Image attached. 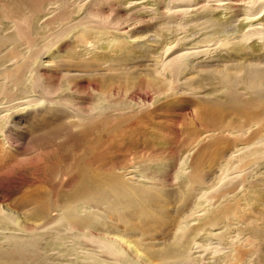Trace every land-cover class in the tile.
<instances>
[{"label":"rangeland","instance_id":"rangeland-1","mask_svg":"<svg viewBox=\"0 0 264 264\" xmlns=\"http://www.w3.org/2000/svg\"><path fill=\"white\" fill-rule=\"evenodd\" d=\"M15 1L28 3L11 8L8 18L0 12V31L12 35L14 20L32 13L28 31L32 40L15 41L19 61L28 67L24 66L20 84L7 82L8 98L0 101V264H97V244L80 237L120 235L126 219L133 239L156 235L163 245L146 250L147 254L165 251L176 256L188 243L193 260L172 257L173 264H264V165L244 168H254V173L237 201H232L233 213L215 226L209 224L214 217L210 213L193 222L196 226L183 245L171 242L182 213L197 209L198 202L203 206L198 214L210 209L207 199L213 198L202 195L219 185L229 153L258 139L262 128L257 124L243 139L237 138L236 126L240 121L255 123L259 112H254L260 107L227 108L201 98L223 95L222 79L216 75L220 72L206 69L264 61V45L258 39L235 50L227 46L213 50L214 43L242 38L250 24L264 22V12L254 18L248 15L249 0H228L225 10L203 9L178 28L167 24L169 0H0V11L2 5L13 7ZM85 16L93 19L88 25L96 26L97 18H105L109 23L103 31L108 34L99 36L96 26L89 34H78ZM109 36L116 37V42L109 43ZM205 45L214 53L193 62L213 66H199L181 76L183 86L185 78H191L188 91L195 93L158 95L170 84L169 73L163 76L155 71L166 49ZM13 61L1 62L0 70ZM96 108H108L107 115L81 119ZM193 166L195 174L204 170L207 183L190 189L188 173ZM185 170L188 173L183 174ZM122 174L167 194L161 197L162 212L155 213H159L158 204L149 199L150 194L137 196L140 204H128L124 198L111 210L108 203L98 205L75 197L76 212L95 217L83 222L62 217V206L71 201L80 182L89 180L87 185L98 188ZM44 211L48 217L42 215ZM119 212L127 213L126 218L120 220ZM159 215L165 226L157 232ZM219 215L220 211L215 218ZM123 245L135 264H147L132 244ZM229 249H233L231 258L226 257ZM124 263L120 258L112 264Z\"/></svg>","mask_w":264,"mask_h":264},{"label":"bare ground","instance_id":"bare-ground-1","mask_svg":"<svg viewBox=\"0 0 264 264\" xmlns=\"http://www.w3.org/2000/svg\"><path fill=\"white\" fill-rule=\"evenodd\" d=\"M227 2L228 0H205L204 3L196 0H169L168 4H166L167 6L165 9L166 10L165 17L168 18L167 24H169L170 26L175 24L178 28H181L186 24L185 20L188 17L197 14L199 11L203 9L225 10L227 8L225 7ZM27 3L28 2L18 3L15 1L13 7H8V5H2L0 12H3L5 16L8 18L12 10H15L19 6L26 5ZM246 3L248 8L247 11L249 12L248 15L249 14L253 15V17L255 18L263 14L264 0H249ZM211 6L214 8L210 9L212 8ZM30 7L31 6L29 5V10ZM248 15L247 17L250 18V20H253V18ZM88 16H85L83 20L80 21L79 23L82 26L78 31V34L80 35L82 34L85 35L87 33L89 34L92 28H95L96 26L95 24L88 25V23H90L91 20L93 21V19H91L92 17L89 19ZM208 22L210 21L208 20ZM31 23H32V13L29 17H22L18 20H14V24L16 25L15 27L16 31H14L12 35L9 32L2 33V31H0V63L10 59L14 60L13 61L14 64L12 66L9 67L7 66L5 69L0 70V101L4 98H8L9 87L7 85V82L9 84L15 83L16 85H18L23 81V76L26 73L25 67L28 64L25 63L26 64L25 66L24 64L22 65V62L19 61L21 56L20 57L18 56L21 55V53L19 50L16 49L15 41L22 42L27 39L29 41L32 40L31 39L32 36H30V34L28 35V31L30 30ZM96 23L99 24L96 26L98 32L100 33L99 36L102 37L108 34L106 33L107 31H103L108 29L107 24L109 23L108 21L106 22L105 18H97ZM204 23L205 26H208L207 22L204 21ZM249 26H250L249 31L242 38H237V39L234 38L233 40L235 41L226 40L220 42L219 45L214 43L213 50H217V49L223 50L225 46L229 47V49L231 50H235L238 46L245 47L247 45H251L252 41H254L255 39H258L259 40L258 42L264 45V22H259V24L252 23ZM211 36L212 34H210V37ZM116 39H117L116 37L109 36L108 42L111 43L112 41H114L115 43ZM211 49H208V45L201 46L200 48H194V47L177 48V46L171 48L168 47L164 53L165 59H162L160 63V67L155 68V71L157 72L156 73L157 75L158 74L163 75L169 73L171 75L169 80L170 84L166 90L158 91L159 93L158 95L162 96L166 92L179 93L180 91H184L186 92V94L187 93L194 94L195 92H193L192 90L188 91L189 89L188 86L191 85L188 82L189 80H191V78L189 77L185 78L187 79V82L186 85L183 86L184 82L181 81L182 80L181 76L186 74L189 70L196 69L199 66H201L199 68H203V69L213 66V64L202 65L199 64L198 62H193V60H195V58H198L199 56H210L211 54H213L214 52H212ZM222 66H224V63ZM223 68L224 69H221L219 68V65H215L214 67L205 70L206 72L208 71L212 73L213 72L217 73V71L220 72L215 74L222 79L221 91L223 92V95L218 98H215L213 96L207 98L209 96L208 95L207 97L203 96L201 99L205 100L204 102L206 103L215 104L218 106L226 105L227 108H237V106L242 105L240 107L242 109H246L247 111L248 108L251 107L254 109H256L255 107H260L258 111L254 112V113L259 112V119H257L255 123H244L240 121L238 126H236L237 138L243 139L248 136L249 134L248 132L254 124H257L260 128L264 129L263 128L264 108L261 107L264 106V61H258V63L256 64L249 63L247 65L246 63L238 62L231 66H224ZM242 85H244L245 88L251 92L244 91ZM239 86L242 89H240ZM198 88L199 87L194 89H198ZM12 101H14V99H12L9 103H11ZM31 101L32 100H30L28 103H31ZM40 101L42 102V99H40L38 102ZM10 105L11 106L15 105V103ZM228 105H230V107ZM114 108H117V110L119 108L121 110L120 106H116ZM107 109L108 108H100V109L96 108L95 112L92 110L93 112L89 114L88 117L86 118L82 117L81 119L103 118L107 115L106 114ZM262 129L260 130H258V128L256 129L259 131V136H257L258 137L257 140L245 142L246 144L243 147L240 148L235 147V150L229 153L228 157H226L229 161L227 162V165L225 164L226 165L225 170L223 171L222 175H220L221 176L220 180L218 179L219 181H217L219 182V185H217L215 189L211 190L210 192L205 191L204 194L202 195V197L205 198L208 197L209 199L211 197L213 198V200L207 199V205L210 206V209L204 208V214L203 215L198 214V210L201 207H203L201 206L202 203L198 202L197 209L196 208L190 209L188 213L185 214L182 213L183 218L179 221L178 226L176 227L175 234L173 236V240L171 242L176 243L178 246L183 245L184 241L182 240L184 238H187L189 231L196 226V224H193V222L200 220L206 216H209L210 213L213 214L214 216L209 221V224L212 226H215L219 220L226 218L227 214L233 213L231 209L234 208V202L232 203V201H237V196H238L237 194L240 193V191L247 186V183L250 182L249 178L252 176V173H254L253 171H251L254 168H252L251 170H244V168H247L246 166L249 164L252 165L255 164L257 166L259 164V167L261 165H264V133L261 132ZM253 132L250 133V136L254 135L255 132L254 133ZM187 163H188V157L185 159L184 166L182 167L184 168L187 165ZM194 171L196 172V170H194V166L192 167L190 174L186 172V170L182 171L183 174H185V172L188 173L189 181H190V189H194L196 186H201L207 183L205 180L204 170L203 171L199 170L196 174ZM133 181H134L133 178L132 179L128 178L122 174L117 177H111L107 183L104 182L102 183V181H100L104 186H106V188H104L102 184H99L98 188H93L91 185L86 184L90 182L89 180L80 182L75 188V190H77L78 192L75 191V193L71 196V201L67 202L65 206H62V211H61L62 217L68 220L69 222L71 221L83 222L82 221L83 219L88 220L92 217H95V214L93 213H87L85 215L78 214L76 212V207L74 205L75 202L73 201V198L75 199V197H79L78 199L80 200L94 202L98 205L106 204L107 206L108 203L109 210H111V209H115L117 204L121 205L123 203L121 200H123L124 198L125 200L128 201V204L138 203L140 200H137L136 197L137 196L143 197L146 194H150L149 199L155 202L156 204H158L159 213L155 210L154 211L156 214H160V212H162V209L165 208L163 204L165 203V201H162L161 197H168V195L165 194L157 186L151 188L150 186H146V185H138ZM107 191H111V193L106 194ZM209 193H211V195ZM128 208L131 207L128 206ZM100 209L101 207H99L98 210L100 211ZM146 211L147 210H145V212ZM218 211H220V215L217 218H215L218 214ZM46 213L48 212L44 211L42 212V215L44 216ZM126 215L127 213L125 212H119L117 216L120 220H122L126 218ZM48 216L49 214L45 215L44 217H48ZM122 221L125 222V225H124V231H122L120 235H114V237L112 238L109 235L106 237L89 236L88 239L84 236L80 237L82 241L86 240L92 243L95 242L97 244L96 246L97 249H99V252H97L98 257L96 258V260L98 261V263L94 261L95 260L94 258H93L94 259L93 262L97 264H112V263H117L118 260H120L121 258L124 259L125 262L124 264H135V259H132L130 257L129 251L124 247L123 242L128 244L129 246H131L132 244L134 247V251L138 255L146 257L147 264H173L175 261H172V257H174L177 260L188 261V262H191L193 260V257H191V253H189V250L187 248L188 243L187 245L184 246V250H182L179 253V255L176 256L171 255L165 251L161 252L160 254H156L154 252L147 254L146 250L150 251L152 248H161V246H163L159 244L160 242H157V240H159L158 237L156 235L145 236V234H143V237L135 240L131 236L130 226L128 225L129 223L128 219ZM158 221L159 222L156 225L157 229L155 230L157 232L162 230V226H165V224L163 225L164 220L161 219L160 215L158 216ZM225 222L227 221L225 220ZM199 229L200 228H197L196 230ZM216 250H219V247ZM232 250H230L227 253L226 257L229 258L233 257Z\"/></svg>","mask_w":264,"mask_h":264}]
</instances>
